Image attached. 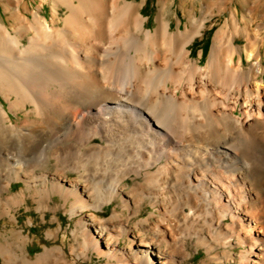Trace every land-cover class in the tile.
I'll return each instance as SVG.
<instances>
[{
    "label": "bare ground",
    "instance_id": "bare-ground-1",
    "mask_svg": "<svg viewBox=\"0 0 264 264\" xmlns=\"http://www.w3.org/2000/svg\"><path fill=\"white\" fill-rule=\"evenodd\" d=\"M1 1L0 219L13 225L0 229L2 264H194L200 250V264H264V1L239 2L240 14L202 0L231 13L202 66L197 0H181L176 31L177 0H159L154 29L131 0H40L50 18ZM29 192L44 218L55 212L53 241L61 198L69 252L63 236L31 258L15 213Z\"/></svg>",
    "mask_w": 264,
    "mask_h": 264
},
{
    "label": "rangeland",
    "instance_id": "rangeland-1",
    "mask_svg": "<svg viewBox=\"0 0 264 264\" xmlns=\"http://www.w3.org/2000/svg\"><path fill=\"white\" fill-rule=\"evenodd\" d=\"M29 2L30 8L36 11H39V13L47 16L50 18L51 10H52V4L50 2H46L45 6L42 7L41 10L39 9V6L41 4L40 0H27ZM135 1L136 3L141 4L142 7V13L146 18H149L147 27L154 29L157 25L156 19L160 12V4L159 0H131ZM235 1V2H234ZM243 0H231L230 2L234 3V6H236L240 12V14H243L246 9L242 7V5L239 2H242ZM262 2L264 0H261ZM202 0H197L196 3V21L203 19L206 20V28L203 31V35L197 36L196 40L192 43L190 50L192 51L191 58L193 60H200L201 53H203V56L201 58V66L205 65L207 63V59L209 57V54L211 52L214 38L217 34V32L226 24L230 17L231 13L230 11H221L219 8L214 9V11L206 12L204 8H202ZM264 4V2H263ZM181 6V0H177L176 5L174 7V14L171 16L172 20V30L176 31L178 28V21L179 18L182 19L183 24L182 28H185V24L188 22V18L184 17V14L180 8ZM248 6V4H246ZM62 16L64 15V12L66 10L63 8ZM32 16V15H31ZM262 16L259 18V22L262 21ZM0 20H5L7 23V14L4 9V5L2 1L0 0ZM238 45H241L243 48L247 45L246 38L241 37L238 39ZM262 55L264 57V49L262 52ZM246 65L247 62H245ZM13 119H15L13 117ZM50 169H53L51 166ZM51 171V170H50ZM71 177H75V174H70ZM134 181L128 180V186H132ZM25 185L23 182L13 183V188L10 191V194H5V197H9L12 194H18L24 189ZM33 192L27 193L28 198V204L22 205L21 207L17 208L16 214L19 217V224L22 229H24V232L26 235H30L31 241L29 243V254L31 258H35L43 252L44 246H54V245H62L63 236H67L66 240V246L67 251L69 252V245L72 243V230L75 226V220H71L70 215L67 213V209L62 206L63 201L59 196H56L53 200L52 205L54 207L59 206V210L57 212V216L60 219V222L63 225V229L59 230L57 233L58 239L56 241H53L47 237V233L49 231H57L59 228V223L57 221H54L55 212L53 210L46 213V218H44L43 214L40 213L37 208V203L35 201V197L32 194ZM117 207L118 211H121L120 207L117 206V203L114 202L113 204H110L105 209V217H109L112 212ZM153 211L152 207L146 203L142 213L139 218H145L147 217L151 212ZM138 218V219H139ZM137 220V219H135ZM30 221H32L30 223ZM13 228V225L11 224L9 218H1L0 219V229H5L7 231H10ZM0 241H3L2 238H0ZM124 246V243L121 245ZM190 250H195V247L190 244ZM239 252V250H237ZM194 264H200L203 262L207 255L204 252V250H200L199 253H194ZM0 264H2V258L0 256ZM82 264H107L106 260L103 258H98L97 256L93 255L92 258H90L88 261L83 262Z\"/></svg>",
    "mask_w": 264,
    "mask_h": 264
}]
</instances>
